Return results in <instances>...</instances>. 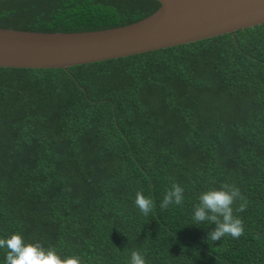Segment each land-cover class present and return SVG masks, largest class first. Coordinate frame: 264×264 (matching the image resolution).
I'll return each mask as SVG.
<instances>
[{"label": "trees", "instance_id": "16d2710c", "mask_svg": "<svg viewBox=\"0 0 264 264\" xmlns=\"http://www.w3.org/2000/svg\"><path fill=\"white\" fill-rule=\"evenodd\" d=\"M159 5L0 0V27L104 29ZM174 181L184 202L162 209ZM224 182L247 199L244 235L207 241L215 225L191 224L194 206ZM13 232L87 264L133 250L148 264H264V22L67 68L0 66V237Z\"/></svg>", "mask_w": 264, "mask_h": 264}, {"label": "water", "instance_id": "95a60500", "mask_svg": "<svg viewBox=\"0 0 264 264\" xmlns=\"http://www.w3.org/2000/svg\"><path fill=\"white\" fill-rule=\"evenodd\" d=\"M134 22L96 30L0 27V66L67 68L233 33L264 22V0H157Z\"/></svg>", "mask_w": 264, "mask_h": 264}, {"label": "clouds", "instance_id": "9594fccd", "mask_svg": "<svg viewBox=\"0 0 264 264\" xmlns=\"http://www.w3.org/2000/svg\"><path fill=\"white\" fill-rule=\"evenodd\" d=\"M184 188L173 182L166 191L160 203L162 209L170 205H182L184 202ZM240 201L235 209L233 205ZM135 206L148 216L154 209L152 198L144 195L143 190L135 194ZM247 199L234 184L222 183L219 188L212 187L198 196V203L194 206L193 222L197 226L213 224L207 235V241H220L225 236L239 239L244 235V224L241 217L234 212H244ZM0 249L5 250V264H87L80 256L72 254L61 256L55 247H45L39 241H26L20 232H13L6 237H0ZM129 264H148L145 256L138 250H133Z\"/></svg>", "mask_w": 264, "mask_h": 264}]
</instances>
